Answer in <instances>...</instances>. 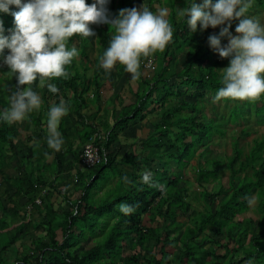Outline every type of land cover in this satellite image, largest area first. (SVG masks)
Wrapping results in <instances>:
<instances>
[{
    "label": "trees",
    "instance_id": "16d2710c",
    "mask_svg": "<svg viewBox=\"0 0 264 264\" xmlns=\"http://www.w3.org/2000/svg\"><path fill=\"white\" fill-rule=\"evenodd\" d=\"M183 1L179 2L182 8L187 6ZM254 1L264 8V0ZM155 3L167 7L172 41L151 56L157 63L152 78L140 76L134 81L132 105L120 106L114 96L112 124H88L79 114L81 106L101 103L108 73L117 72L119 78L124 72L122 65L108 73L100 66L114 34L105 24L94 26L101 33L96 59L87 39L74 36L68 41L78 55L66 66L67 79L50 81L58 93L33 83L41 108L24 121V134L17 123L0 122V264H264V137L252 139L246 152L238 146L239 138H234L232 155L225 162L213 155V138L224 136L228 127L214 123L204 110L209 99L205 96L213 98L222 86L220 63L213 62L215 53L207 43L213 34L208 28L201 32L199 24L191 32L187 17L177 20L174 0H147L146 7L155 12ZM133 5L135 0H110L108 10L114 17ZM253 9L251 4L248 13ZM0 21L7 35L13 17L0 13ZM148 58H142L141 66ZM172 66L173 75L164 78ZM5 83L0 80V110L9 106V97L16 91L14 84ZM60 98L69 111L58 129L64 143L54 152L47 146L41 121L47 120L48 102L58 103ZM229 101L232 110L225 112L229 125L241 124V114L264 124V96L252 102L223 100ZM71 113L77 118L72 125L65 121ZM145 120H153L149 129L141 125ZM244 122L249 125L250 121ZM99 132L103 137L95 145L103 158L96 166L81 169L82 148ZM241 133L251 134L247 129ZM122 135L127 136L124 144ZM200 149L204 156L197 154ZM196 155L193 168L190 162ZM10 168L12 174L7 173ZM145 170L152 173L151 186L141 180ZM225 172L228 177L223 182ZM59 186L73 190L75 199ZM53 193L62 197L56 203L64 204L62 211L54 209L58 197L50 203ZM246 197H254V202L249 204ZM121 203L135 211L121 213ZM32 234L36 236L27 242ZM17 243L20 250L8 263L3 255Z\"/></svg>",
    "mask_w": 264,
    "mask_h": 264
},
{
    "label": "clouds",
    "instance_id": "9594fccd",
    "mask_svg": "<svg viewBox=\"0 0 264 264\" xmlns=\"http://www.w3.org/2000/svg\"><path fill=\"white\" fill-rule=\"evenodd\" d=\"M185 2L187 6L178 11L187 17L191 32L197 31L198 24L201 32L219 26V33L209 35L207 43L214 53L229 62L222 68V86L216 90L213 100H259L264 96V22L247 15L252 0ZM109 3L110 0H92L90 4L86 0H0V13L13 17V27L7 35L0 21V62L16 79V91L9 97V106L0 110V122L9 125L23 122L41 108V98L32 87L34 82L50 93H58L59 89L50 81L67 79L66 66L78 55L75 46H67L68 41L74 36L96 37L92 25L105 24L114 29L100 57V66L106 73L117 65L124 67L121 76L128 73L134 81L142 75L141 71L154 73L155 61L151 56L163 52L173 37L172 25L166 18L168 10L159 8L153 12L142 4L122 8L113 17L107 8ZM233 20L238 21L235 35L229 31ZM222 38L227 39L226 44L222 45ZM146 57L149 58L141 66L142 58ZM149 62L152 67L146 68ZM135 91L131 92L133 98ZM87 96L91 99L90 94ZM68 111L63 98L48 108L46 143L54 152L60 151L64 143L58 129ZM122 179L128 182L127 177ZM141 180L151 186L152 173L145 170ZM246 200L252 204L254 197ZM118 210L125 215L135 211L126 203L119 204Z\"/></svg>",
    "mask_w": 264,
    "mask_h": 264
},
{
    "label": "rangeland",
    "instance_id": "374dc122",
    "mask_svg": "<svg viewBox=\"0 0 264 264\" xmlns=\"http://www.w3.org/2000/svg\"><path fill=\"white\" fill-rule=\"evenodd\" d=\"M175 1V9H176V13H177V20H179L181 18V15L179 14L178 9L182 8L181 5L179 4V2L181 0H174ZM146 2L147 0H135V7H139L140 5L144 4L146 6ZM185 1H183L184 3ZM196 2L199 4L201 2V0H196ZM110 4V3H109ZM109 4L107 5V8L109 7ZM254 6V9L251 11V13H247V15L250 16H255L261 19L262 22H264V8H262L260 5H258V2L256 3L254 0H252L251 3ZM134 7V5H133ZM154 7V11H157L159 8H166V5L163 6H159L156 3L153 4ZM167 17H168V11H167ZM166 17V18H167ZM13 22V21H12ZM11 23V22H10ZM9 23V24H10ZM238 21L233 20L232 25L229 29L230 32L233 33V35H235V27L237 25ZM93 29H94V25H92ZM95 30V29H94ZM209 33L211 34H215L217 32H219V26L217 28H208ZM96 33V37H86V39L89 41V43L92 45L93 49H94V53H93V58L96 59L99 57V47H98V38L101 36L100 32L95 31ZM100 44H102V42H99ZM222 45L227 43V39L226 38H222L221 40ZM7 53V52H6ZM213 62H217L220 63V69L219 71L222 72V68H225L228 66V59L227 58H220L219 55L217 53H215L214 55V59ZM96 65V64H95ZM157 68V63L155 62V70ZM177 69H179V67L177 66ZM93 69H92V73H93ZM175 71V66L171 67V71H168L164 78H170L173 73ZM155 72V71H154ZM142 75L141 78L142 79H146V80H150L152 78V76L154 75V73H147V72H143L141 71ZM13 76L14 74L7 68L6 65H3L2 62H0V80L2 81H6L5 84H8V87H11L12 84H14V86H16V82L13 83ZM89 76H91V74H89ZM118 74L116 73L115 75L111 76V73H108L106 76V82L104 83L107 84V87H104L105 90H103V99L105 100V102H101L100 105H98V107L94 108L95 110H101L97 113L90 111L89 112V116H86V114L88 115V112L86 109H83L84 111V115L82 120H85L87 123L90 120L91 124H94L95 126H100L103 121H106L107 123L112 124V111H111V104L112 101H114L115 97L113 95L112 92L117 91L118 94L120 96H118L117 100L120 99L121 101H124V104L126 105L128 102L126 99H132L133 97L131 95H128L127 90L129 89V87H131L132 89L136 90V85L134 80L131 79V76L126 73L124 76H121L119 78H117ZM12 77V78H11ZM149 77V79H148ZM138 85V84H137ZM116 93V92H115ZM65 96H67V98L69 99V102H72V96L71 93L66 91L65 92ZM126 96V98H124ZM211 95H206L205 98H209L208 101H206L205 103V112L214 118V123L219 124V125H228L227 129L225 130V135L224 136H215L213 138V141L210 144V150L213 151V155L214 156H218L217 158H220L222 161L225 162V158L227 156H231L232 152H233V139L234 138H239L238 139V146L242 148L243 151H247V147L246 145H249L252 141V139L254 138H259V137H264V124H259L258 120L256 121L255 118L251 117L249 114H241L240 115V119L242 120L241 124L239 125H229V121L227 119V113H230L232 110V102H223V100H219V101H214L213 98H210ZM54 103L53 100H50L48 102L49 107ZM92 108H89V110ZM117 109V107H116ZM115 109V110H116ZM225 112H227L225 114ZM45 113V112H44ZM75 114L71 113L70 117L72 118L71 121L76 122L77 118L74 117ZM70 117L67 118L65 121L68 124L70 123ZM249 120H248V119ZM42 120V119H41ZM250 121L249 125H247L244 121ZM101 121V122H100ZM153 120H148V122L146 123V120L144 122L141 123V125H145V127L147 129L150 128V122ZM47 120L45 121H41V127L47 132V124H46ZM19 125V129L20 132L22 131V134H24L25 132L24 130V121L23 122H18L17 123ZM99 131H101V128H97ZM243 129H247V132L251 133L249 137L244 136L241 133V130ZM121 143L124 144L126 141V137L125 135L121 136ZM125 150V149H124ZM127 151V149L125 150ZM197 154H201L202 156H204V150L200 149L198 151ZM52 160V158H48L47 162H50ZM14 164V161H12V166ZM190 165L196 166L197 165V155L194 157V159H192V161L190 162ZM153 167H158V165L155 163L153 164ZM187 171V177H190L191 173H188L189 168L186 169ZM7 173L12 174L13 170L10 168L7 170ZM49 175V173L46 172L45 177H47ZM72 175V174H71ZM226 177H228V172L224 173V177L222 180L223 182L225 181ZM60 190L64 189L63 187L59 186ZM196 188V187H195ZM212 186H208V189L211 190ZM63 191H67L68 192V196L71 199H75V196L73 194V190H70V188H66ZM66 195V194H65ZM192 195V194H191ZM58 197V198H56ZM55 198L57 199L56 202H54ZM61 196L56 195V193L52 194L51 202H54V206H55V210H58L63 208L64 204H61V207H58V203L61 202ZM57 203V204H56ZM202 207V204L200 205ZM204 207V206H203ZM62 211V209H61ZM180 221H183V218L179 219ZM59 234V232H57ZM42 234L41 232L38 233L37 235ZM34 236H36V234H32L29 237H27L25 240L28 242L30 240V238H33ZM84 245V244H83ZM11 252H8L6 254L3 255L4 260H6L8 263H12L14 260V255L15 252L19 249V243H17L16 245L11 247Z\"/></svg>",
    "mask_w": 264,
    "mask_h": 264
},
{
    "label": "built area",
    "instance_id": "2783aa9c",
    "mask_svg": "<svg viewBox=\"0 0 264 264\" xmlns=\"http://www.w3.org/2000/svg\"><path fill=\"white\" fill-rule=\"evenodd\" d=\"M146 68L152 67V63H148ZM103 137V133L93 135L88 142L83 146L82 152L79 155L78 165L81 169H89L97 164H99L103 158V155L100 154L99 149L96 147L95 141ZM36 204H39L40 201L36 200Z\"/></svg>",
    "mask_w": 264,
    "mask_h": 264
},
{
    "label": "crops",
    "instance_id": "0c3cea01",
    "mask_svg": "<svg viewBox=\"0 0 264 264\" xmlns=\"http://www.w3.org/2000/svg\"><path fill=\"white\" fill-rule=\"evenodd\" d=\"M104 82H106V80H105ZM106 83H107V82H106ZM104 87H107V84H105ZM104 87H103V89H102L101 95L103 94V90H105ZM132 90H133V89H132L131 87H129V89L127 90L128 95H131ZM115 92H116V93H115ZM115 92H112L113 94H115V95H113V96H117V98H118V96H120V95L118 94L117 91H115ZM124 98H126V96H125ZM126 100H127V102H128L126 105L124 104V101H121L120 99L117 100V103H118L120 106H121V104L124 105V106H130V105H132V104L134 103V98H132V99L129 98V99H126ZM101 102H105V100L103 99V95H102V100H101ZM70 104H71V105H74V101L72 100V102H70ZM99 105H100V104H99ZM96 107H97L96 105H93V106L88 105V108H83V107L81 106V108H80V110H79V114H80V116L83 118V116H82V115H84V111H83V109H86L87 112H88V115L86 114V116H89V112H90V111H93V112H95V113L101 111V110H95L94 108H96ZM89 108H92V109L89 110ZM101 112H102V111H101ZM73 114H74V113H73ZM74 117H76V116H74ZM70 120H72L71 117H70ZM100 122H101V121H100ZM72 124H74L73 121L71 122L70 125H72ZM88 124H91L90 120L88 121Z\"/></svg>",
    "mask_w": 264,
    "mask_h": 264
}]
</instances>
